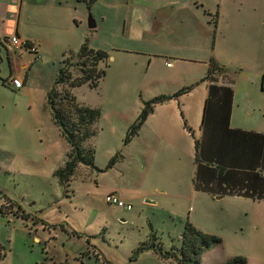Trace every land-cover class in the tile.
<instances>
[{
	"label": "rangeland",
	"instance_id": "rangeland-1",
	"mask_svg": "<svg viewBox=\"0 0 264 264\" xmlns=\"http://www.w3.org/2000/svg\"><path fill=\"white\" fill-rule=\"evenodd\" d=\"M46 1V4L43 0L28 4L25 8L29 10L19 19L27 35L32 33L42 38L47 53L39 50V61L34 63L38 70L30 73L22 87L14 88L7 84L8 80L2 83L1 77L9 69L4 49L0 52V264H179L172 258L162 257L149 245L154 243L164 250L178 247L186 219L198 224L202 231L221 238L202 253L199 264H218L232 255L245 257L246 264H264V200L229 196L198 200V195L192 196L189 171L194 148L187 150L180 145L183 135L170 139L173 147L168 149V156L174 172H168V196L161 197L158 203L145 201L143 196L132 199L128 214L125 209L106 203L101 195L114 183L129 193L139 195L145 190L152 193L154 175L151 170L143 175L146 165H152L145 164L142 168L118 160L114 165L116 172L97 171L78 163L69 180L62 182L56 171L68 158L70 145L53 122L50 108L43 107V92L49 83L53 84L61 60L75 52L86 36L91 47L108 53L97 64L104 68V75L96 87H89L87 83L73 89L67 83L56 85L58 92L72 89L80 104L91 102L98 107L104 98L102 109L110 107L113 113V110L119 111L113 108L117 105L125 112L133 107L131 98L127 97V86L122 83L126 72L128 87L129 83H133V88L134 82L143 85L151 82L148 86L156 95L160 91L156 86L165 73L161 55L171 53L168 61H173L174 55L198 57L194 61L179 60L178 67L189 73L198 70L205 73L212 56L225 67L226 74L222 75L232 84L235 117L242 120L241 125L263 131L264 89L260 82L264 72V0H198L194 5L202 6L201 12L203 8L210 9L206 13L207 26L204 25L210 33L205 38L194 26L186 27L193 35L180 33L178 25L186 19L183 15L193 17L184 8L172 15L173 24L168 29L158 26L155 33L146 34V40L139 43L132 39L133 32L145 31L153 20H160L159 13L168 11L166 3L154 12L150 8H153L152 0H93L89 5L76 0ZM68 7H71L69 13ZM88 11L96 22L93 28L87 24ZM0 13V19L6 17L2 25L3 31H7L15 17L10 16L9 9L4 13L1 6ZM175 23L178 25L174 26ZM129 25L131 33H128ZM157 34L160 42L148 40ZM139 45L147 52L158 54L152 55L149 65L144 54L147 52L119 50L139 48ZM8 48L13 50L11 44ZM13 54L19 64L20 56ZM111 55L116 58L111 60ZM68 60L71 76L80 75V69L73 64L75 58ZM18 71L20 75L25 72L19 68ZM119 84L125 90L110 95L114 105L108 104L103 91L108 95ZM200 86L203 82L189 91L188 100ZM182 102L185 112L186 102ZM198 106L191 127L195 135L199 132L202 100ZM137 107H141L140 101L134 109ZM119 121L110 123L111 128L108 125L106 128L105 120L101 121L103 130L99 131L100 145L96 148L95 134L84 142L86 148L94 149L95 161L99 164L106 163L115 153L118 158L123 151L120 142L127 127L123 129V122ZM92 127L96 133V122ZM119 131H123L122 136ZM184 137L187 141L192 138L190 133ZM20 208L29 214L27 218L12 212ZM139 245L149 247L133 256Z\"/></svg>",
	"mask_w": 264,
	"mask_h": 264
},
{
	"label": "trees",
	"instance_id": "trees-1",
	"mask_svg": "<svg viewBox=\"0 0 264 264\" xmlns=\"http://www.w3.org/2000/svg\"><path fill=\"white\" fill-rule=\"evenodd\" d=\"M93 0H86L87 5ZM206 13H209L206 11ZM214 31V28H213ZM108 53L100 48H93L88 43V37L80 44L75 52H70L62 65L57 69L54 82L46 94L47 103L51 110L53 122L70 145L68 158L63 166L56 171L62 182L69 180L78 163L91 167L94 165V149L86 148L84 142L95 134L93 124L100 117V109L86 104H80L72 89L82 83L96 87L99 79L104 75V68L97 67L99 61L106 59ZM70 58H75L73 64L81 74L71 76L68 69ZM225 67L213 58H209L204 75L195 83L208 82V92L204 102L201 120V134L193 136V132L186 123L183 112L179 113L184 120L194 142L195 169L192 183L195 190L204 191L212 195L237 193L255 199H264V133L230 128L228 126L232 105V87L229 84H217V78L225 73ZM5 82V79H2ZM67 83L72 89L58 92L56 85ZM194 84L180 87L172 93H160L142 100V107L136 118L129 124L124 135V142L138 133L147 115L156 103L176 98L189 91ZM260 87L264 89V72L261 75ZM117 155L112 156L106 167L113 165ZM13 203V202H12ZM21 210L12 211L16 216L27 218L28 213ZM221 238L209 234L185 220L180 234V244L169 250H164L151 243L156 252L162 257L172 258L179 264H199L202 253L219 243ZM139 245L133 252L135 256L142 249L149 247ZM106 264H110L106 262ZM218 264H246V258L232 255Z\"/></svg>",
	"mask_w": 264,
	"mask_h": 264
},
{
	"label": "crops",
	"instance_id": "crops-1",
	"mask_svg": "<svg viewBox=\"0 0 264 264\" xmlns=\"http://www.w3.org/2000/svg\"><path fill=\"white\" fill-rule=\"evenodd\" d=\"M38 1L39 0H0V3H1L0 6H1V8H3L4 13L6 12V9H9L10 16L14 15L13 17H15V21L10 23V24H12V26L8 25L10 27L7 28L8 29L7 31H3L4 26L2 25V24H4L6 17H5V19L4 18L0 19V44L2 46V47H0V52H1V49H4L6 58L8 60V69H9L8 74L5 75V77H1V76L0 77H1V79H5L6 81L8 80L7 84H9V85H10L9 77L11 75L20 77L22 79V82L24 85L25 82L27 80H29L30 73L38 70V68L36 67L37 64H34V63L39 61V59L34 60V55L31 52H28L27 50H25L24 48H17V47L12 46L13 50L9 51L8 43L6 42L7 36L9 33L14 32V33L18 34L21 38L26 39L28 42L35 44L38 52L40 50V52L47 54L45 52L46 49H44V42H43L42 38L36 37L32 33H29L27 35V33L23 31V29L20 27V24H19V19L22 17L23 12H27L29 10L28 8H25V6H28V4L36 3ZM43 1H44V4L47 3L46 0H43ZM53 1L56 3L57 0H48L49 3H52ZM76 1H78V2L83 1L85 3L86 0H76ZM59 2L60 1H58V3ZM152 2L154 3L153 8L152 7H150V8L153 9L154 12L163 8L162 7L163 3L167 4L166 8L168 9V11L159 13L160 14V20H158V21L153 20L150 23L148 29H146L145 31L141 30V31L137 32V30H136L133 32L134 35H133L132 39L137 40L138 43L146 40V38H147L146 34L155 33L157 31L158 26L159 27L163 26L164 28L168 29V25L173 24V21L171 18L172 15L177 14L178 10L184 9V8L187 10L188 13L192 14L193 17L190 15H187V14L183 15L186 19L184 21H182V23L179 25L176 23L174 24V26L175 25L179 26L180 33L183 34L185 32L187 35H193V31L191 32V31L187 30L186 27L187 26H189V27L194 26V28L198 29V31L202 35V37H204L205 35L206 36L209 35L210 30H209V28L206 29L204 25L207 26V20L209 18L206 17V11L209 12L210 9L209 8L208 9L203 8L202 12H201L200 9L202 8V6L199 7V5H194L195 3L198 4L197 3L198 0H152ZM34 6H35V4H34ZM70 10H71V7L66 8V11H68V13ZM147 11H149V13H150V9H147ZM164 15H165V17H162ZM0 16H2V13H0ZM181 16H182V13H181ZM153 18H157V17L154 15ZM9 21H11V20H9ZM189 24H193V25H189ZM22 25H23V22H22ZM130 27H131V25L128 26V29ZM129 32H130V29H129L128 33ZM204 32L206 34H204ZM126 33H127V29H126ZM159 34H160V32H159ZM159 34L152 35L151 37H148L149 38L148 40L151 42H153V41L154 42L155 41L160 42V40H158V38L160 37ZM212 35L214 36L213 30H212ZM169 42H173V40H170ZM202 45H203V42H202L201 46ZM201 48H203V47H201ZM119 50L120 51H126V52H135V53L147 52V51H145L146 49L141 45H139V48H132V49L121 48ZM13 52L18 53V55L20 56L21 60H20L19 64H18V59L16 58V56L14 57ZM152 52H155V51L144 53V54H147L148 65L150 64L152 55L153 56L158 55L157 53H152ZM170 55H171V53H165L164 56L161 55L162 56L161 58L164 57L163 58L164 60L162 59V64L165 67V73H164V76L159 79V81H161V82L159 84H157V86H156V88H159V90H160L159 93H157V94L172 93L175 90L179 89L180 87L188 85V84H194L193 87L189 91L196 89V87H198L200 82H203V86H200L199 90H197V92L195 94H192V96H190L191 98L189 100H188V96H187L189 91H187L186 93H183L176 98H171V99L166 100L164 102L154 104L152 110L150 111V113L147 115L146 119L144 120V122L140 126L138 133L136 135H134L133 137H131L127 142H124V140H123L124 136L121 138L122 142H120V143L122 144L123 151L120 152L121 155H119V157L116 158V161L113 163V165L106 167L108 160L112 156L117 155L116 153L112 154L111 156L109 155V153H107L110 157L108 158L107 162L103 163V164L97 163L95 161V157H94V165L96 167H92V168L96 169L97 171H107L108 169L109 170L112 169V170L116 171L115 170L116 168L114 169V165L116 164V162L118 160L123 162V163L126 162V163L134 164L136 167H139V165H140L142 168L145 167V164L152 165L151 167L146 165V167L144 168V171H143V175H145L146 172L149 170H151V173L154 175L155 182L153 184V192L152 193H150V190L149 191L145 190L142 193H139V195L134 194V193H129L119 183H114V184H110L109 187L104 189V192L101 195L103 197V199L107 193L114 192L118 196H120L122 199H125L127 202H132V199L143 196L142 198H145V201H148L150 203H158L160 201V199H162L161 197H164V196L167 197L168 196V172H170L171 174L174 172V164L169 159V156H168V149L173 147V145L171 143V140H172L171 138H173V136L175 138V137H178L180 135H183L182 137L184 138V141H182V144H180V145H182L183 148L187 149V150L190 149V147L194 148V142L192 140L193 137L190 139L188 138V141L184 137V135L189 134V131L184 126V120L179 113V109L182 110L183 116L186 119V123L190 127V129L192 130L191 127L193 126V124L195 122V117L197 115V111H198V107H199L198 106L199 100H202V112H203L204 102H205V98H206L207 92H208V82L207 81H200L198 83H195L204 75V73H202V71L200 73H199V70H198V72H195V73H189L188 71L182 72V70L178 67V63H179L180 59H187V60L194 61V60H198L197 59L198 57H192V56L180 57V56L174 55L175 57L172 56L174 58V60L169 61L170 64H167L168 58L171 57ZM22 56H28V57H27V59H24V58H22ZM110 58H111V60H113L116 58V56L111 55ZM1 59H2V56L0 54V61H1ZM174 65H176V67H174ZM18 68L23 69L25 71L24 73H21L22 76L19 74ZM126 77H127V79H129L128 72H126L125 81H123L122 83H124V85L126 84V86H127V89H128L127 97H129V99L131 98L133 107H132V109L125 110V112H124L121 108L117 107V105L113 104V100L111 97L112 94L114 92L120 93L121 89L125 90L124 88H122V84H119L117 86V88L113 89L112 91L110 90V93L108 95H106V91H103L105 98L107 96L106 100H108L107 101L108 104L114 105L113 108H118L119 111L113 110L114 112L111 113L110 107L102 109V106L104 105V98H103L101 106L100 105L98 106L100 109V117L96 121V133L94 135L95 148L100 145V143H99L100 137H98V135H99V131L103 130V128L100 126L102 124L101 121L103 122V120H105L106 123L104 122V124H105L106 128H107V125L109 126V128H111V124H115L116 122H118V120H120L119 122H123V124H122L123 129L124 128L126 129V127L128 128L129 124L138 115V113L142 107V100L148 99L152 96H155L154 94H152V90L148 86V83H151V82H148L145 85H143L141 83L136 84V82H134L135 85L133 86V88L131 87V85L133 83L132 84L129 83V87H130V89H129V87L126 83L127 82ZM141 82L143 83V80ZM2 83L5 84L3 81H2ZM216 83L217 84H229L232 87L231 82L227 81L226 79H223L222 77H218ZM51 85H52V83L51 84L49 83L47 85L45 91L43 92V94H45V97H43V99H44L43 100V104H44L43 107L44 108L46 106L49 107V105L47 103V99H46V94H47V91L49 90V88L51 87ZM233 92L234 91H233V87H232V105H231V109H230L228 126L230 128H238V129H242V130H248V131L250 130V131L264 133V130L263 131L257 130L253 126L247 127V126L241 125L240 122H242V120L238 119L239 117L236 118L234 113H233ZM125 93H126V91H125ZM143 94H146V96H144ZM125 97H126V95H125ZM183 100H184V102H186V106H187V110L185 112L183 111V108H182V105H183L182 101ZM137 101L141 102V107L140 108L137 107V109L135 110L134 105L137 104ZM86 105L96 107L91 102H87ZM121 114H125V116H122ZM105 117H107V120L105 119ZM201 120H202V113H201ZM115 129H116V125H115ZM192 132H193V130H192ZM119 134H120V136H122L123 131H121V132L119 131ZM200 134H201V121L199 124L198 134L195 135L193 132V136L198 137ZM189 143H190V145H189ZM124 150H126L127 152H124ZM193 153H194V149H193ZM129 161H132V162H129ZM136 162H139L140 164H137ZM190 167H191V169L189 171L190 172L189 177H190L191 182H192V176H193V172L195 169L194 155H193V164L191 163ZM121 168H124V167L122 166ZM95 183H96V186L99 185L97 180L95 181ZM192 184L193 183H191V187H192L191 195L194 196L195 198L198 195V198H197L198 200H207L208 199L207 197H209V199H220L223 196L234 197L237 199H239V198H251V197L244 196V195L237 194V193H232V194L224 193V194L212 195V194L204 192V191L195 190ZM177 191H179L180 194H183L181 192V189H179ZM184 195H188V194H184ZM188 197H191V196H188ZM251 199H255V198H251ZM232 200H234V199H232ZM232 200H229V201H232ZM255 200H264V199H255ZM120 208L125 209L126 210L125 213H128L127 211H130L132 206L130 209H126L123 207H120ZM190 222H192L195 226L200 228L198 226V224L194 223L193 221H190Z\"/></svg>",
	"mask_w": 264,
	"mask_h": 264
},
{
	"label": "built area",
	"instance_id": "built-area-1",
	"mask_svg": "<svg viewBox=\"0 0 264 264\" xmlns=\"http://www.w3.org/2000/svg\"><path fill=\"white\" fill-rule=\"evenodd\" d=\"M8 44H11L13 47L17 48H24L28 52H31L34 55V60H38L40 57V54L35 46V44L28 42L26 39L21 38L18 34L11 32L7 36ZM167 64H170L168 61ZM10 85L14 88H19L23 85L22 79L18 76L11 75L9 77ZM104 200L109 204H114L119 207H123L126 209L131 208V204L124 199H122L120 196H118L116 193L111 192L107 193L104 196Z\"/></svg>",
	"mask_w": 264,
	"mask_h": 264
},
{
	"label": "water",
	"instance_id": "water-1",
	"mask_svg": "<svg viewBox=\"0 0 264 264\" xmlns=\"http://www.w3.org/2000/svg\"><path fill=\"white\" fill-rule=\"evenodd\" d=\"M87 24L89 28H93L96 25L95 19L90 13V11H88Z\"/></svg>",
	"mask_w": 264,
	"mask_h": 264
},
{
	"label": "flooded vegetation",
	"instance_id": "flooded-vegetation-1",
	"mask_svg": "<svg viewBox=\"0 0 264 264\" xmlns=\"http://www.w3.org/2000/svg\"><path fill=\"white\" fill-rule=\"evenodd\" d=\"M6 42L8 43V41L6 40Z\"/></svg>",
	"mask_w": 264,
	"mask_h": 264
}]
</instances>
